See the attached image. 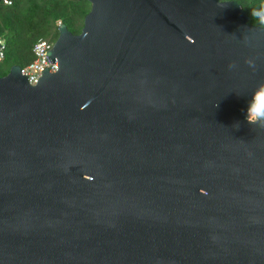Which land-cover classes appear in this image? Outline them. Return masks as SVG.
Wrapping results in <instances>:
<instances>
[{
    "label": "water",
    "instance_id": "water-1",
    "mask_svg": "<svg viewBox=\"0 0 264 264\" xmlns=\"http://www.w3.org/2000/svg\"><path fill=\"white\" fill-rule=\"evenodd\" d=\"M86 1L57 72L0 76V264H264V26L235 0Z\"/></svg>",
    "mask_w": 264,
    "mask_h": 264
},
{
    "label": "trees",
    "instance_id": "trees-1",
    "mask_svg": "<svg viewBox=\"0 0 264 264\" xmlns=\"http://www.w3.org/2000/svg\"><path fill=\"white\" fill-rule=\"evenodd\" d=\"M235 1L250 16L249 23L264 26L251 15L264 0ZM90 8L86 0H12L11 5L0 2V39L5 44L0 76L6 75L14 64L23 67L33 61L34 43L39 38L54 42L59 35L60 22L78 34ZM257 103L264 104V96Z\"/></svg>",
    "mask_w": 264,
    "mask_h": 264
},
{
    "label": "built area",
    "instance_id": "built-area-1",
    "mask_svg": "<svg viewBox=\"0 0 264 264\" xmlns=\"http://www.w3.org/2000/svg\"><path fill=\"white\" fill-rule=\"evenodd\" d=\"M5 4L11 5L12 0H3ZM0 42L4 44V42L0 39ZM54 42L45 38H39L33 45V61L28 63L27 65L21 67L22 75L27 76V80L31 85H36L39 77L42 76L46 67L48 68L49 73H55L58 70V65L55 63H51L46 54L47 50L53 48ZM4 48L0 52V59L4 57Z\"/></svg>",
    "mask_w": 264,
    "mask_h": 264
},
{
    "label": "clouds",
    "instance_id": "clouds-1",
    "mask_svg": "<svg viewBox=\"0 0 264 264\" xmlns=\"http://www.w3.org/2000/svg\"><path fill=\"white\" fill-rule=\"evenodd\" d=\"M251 15L257 18L260 24L264 25V3L260 5V8L258 10L254 9ZM257 95L264 96V87H261ZM246 118L250 123L264 122V104L255 103L249 106Z\"/></svg>",
    "mask_w": 264,
    "mask_h": 264
}]
</instances>
